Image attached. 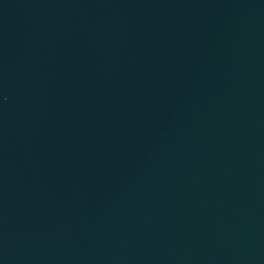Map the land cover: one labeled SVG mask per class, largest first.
I'll use <instances>...</instances> for the list:
<instances>
[{"label":"water","instance_id":"95a60500","mask_svg":"<svg viewBox=\"0 0 264 264\" xmlns=\"http://www.w3.org/2000/svg\"><path fill=\"white\" fill-rule=\"evenodd\" d=\"M0 264H264V0H0Z\"/></svg>","mask_w":264,"mask_h":264}]
</instances>
